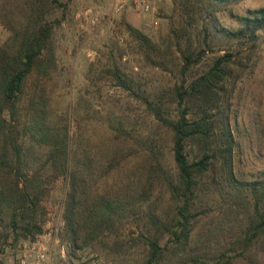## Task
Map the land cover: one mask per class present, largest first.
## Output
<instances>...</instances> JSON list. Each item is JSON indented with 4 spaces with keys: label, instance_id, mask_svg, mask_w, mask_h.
Wrapping results in <instances>:
<instances>
[{
    "label": "rangeland",
    "instance_id": "rangeland-1",
    "mask_svg": "<svg viewBox=\"0 0 264 264\" xmlns=\"http://www.w3.org/2000/svg\"><path fill=\"white\" fill-rule=\"evenodd\" d=\"M258 8L264 0H0V50L10 53L15 38L48 29L38 57L44 65L33 69L13 122L17 141L25 142L23 170L29 177L40 171L34 189L43 231L33 239L12 231L10 210L0 203V264H144L152 240L165 247L159 264H264L262 237L242 242L252 201L221 187L217 169L199 179L190 236L180 246L172 239L178 228L169 189L177 176L171 122L186 106L188 118L195 113L179 101L180 88L224 53L233 58L212 114L234 136L235 177L253 181L264 170V28L246 44L220 32ZM189 54L193 63L183 71ZM38 94L50 123L45 143L26 127ZM65 137L77 168L91 176V195L105 192L113 207L98 235L76 243L65 229L69 188L58 161L41 173L40 158ZM185 144L194 159L197 146Z\"/></svg>",
    "mask_w": 264,
    "mask_h": 264
},
{
    "label": "trees",
    "instance_id": "trees-1",
    "mask_svg": "<svg viewBox=\"0 0 264 264\" xmlns=\"http://www.w3.org/2000/svg\"><path fill=\"white\" fill-rule=\"evenodd\" d=\"M217 1L229 3L238 0ZM236 21L235 28L221 29L222 35L228 42L245 41V44L248 41L253 42L259 31L264 28V8L249 10L245 16H239ZM136 34L140 41L148 42L144 35L138 32ZM31 36L15 38V50L10 53L0 50V203H5L10 210L11 230L15 232L20 230L24 238L33 239L35 235L43 231L42 227L36 223L39 193L34 189L40 171L37 175L29 177L23 170L22 164L28 162L24 151L25 142L17 141L13 126L18 106L21 105L26 94L25 86L33 69H41L44 65L38 57L48 36V29L41 27ZM203 54L202 51L196 54L195 64L201 60ZM192 57L191 54L182 57L183 71L193 63ZM52 58L50 54L46 60L51 62ZM232 58L230 53L217 56L202 74L192 78L186 87L180 88L182 93L179 94V101L185 100L195 113H190L192 116L188 118L190 109L186 106L178 118L171 122L173 161L177 176L176 180L169 184V189L176 203L175 218L178 228V231L173 232L172 239L178 246L181 240L184 239L187 242L190 236L186 226L195 214L192 209L195 200L199 198L196 191L199 179L216 169V177L219 184H222L221 187L233 190L232 193L238 195L237 200L251 199L252 201V210H247L250 213L249 219L246 220L242 242L251 246L261 237L264 242V170L253 181H240L235 177L234 136L228 122L222 123L221 119L217 120L212 114V109L219 99L221 85L228 76ZM43 101V96L40 94L37 95V99L31 100L33 113L29 116L26 127L32 132L34 139L45 143L51 137V131L48 130L50 123L40 107V105L43 106ZM186 142H192L197 146L198 153L192 160H189L186 155ZM46 153L44 158H40L42 169L46 164L53 165L58 161V168L68 182L69 189L63 216L65 229L71 236V241L76 243L82 238V241L91 240L112 217V202L106 199L105 192L100 193L97 188L92 194L94 196L91 195L85 181L86 177L91 176L84 168H77V162L68 150L67 137L60 142V146H55ZM41 171L45 175L50 174V169ZM21 179H24L22 185ZM148 245L149 255L144 264H159L165 247L161 246L157 240L150 241Z\"/></svg>",
    "mask_w": 264,
    "mask_h": 264
}]
</instances>
